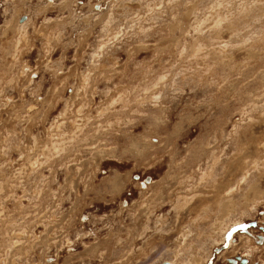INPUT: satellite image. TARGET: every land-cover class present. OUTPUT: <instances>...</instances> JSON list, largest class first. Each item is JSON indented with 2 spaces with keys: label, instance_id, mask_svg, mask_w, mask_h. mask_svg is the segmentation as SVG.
Instances as JSON below:
<instances>
[{
  "label": "rangeland",
  "instance_id": "1",
  "mask_svg": "<svg viewBox=\"0 0 264 264\" xmlns=\"http://www.w3.org/2000/svg\"><path fill=\"white\" fill-rule=\"evenodd\" d=\"M253 218L264 0H0V264H264Z\"/></svg>",
  "mask_w": 264,
  "mask_h": 264
},
{
  "label": "flooded vegetation",
  "instance_id": "2",
  "mask_svg": "<svg viewBox=\"0 0 264 264\" xmlns=\"http://www.w3.org/2000/svg\"><path fill=\"white\" fill-rule=\"evenodd\" d=\"M25 15L26 14H23L19 18V20L23 21L24 18H26ZM237 231L239 233L237 234V237L234 238V236H232V234L237 232ZM258 236H261L263 239H260ZM229 237H230V239H229ZM238 239L242 242V244L244 242L251 244V246H252V249L250 250L251 253H252V251L255 252V251L260 250L261 248L264 247V223H259V221L256 218H253V219H249L246 221H242L239 224H236L234 226H231L227 231L224 243L220 242L218 244L219 246H217L215 248V251H217L218 254L223 253L225 251V249H228L232 246H236L237 245L236 243L239 241ZM242 239L244 242L242 241ZM210 256H211V254H210ZM259 259H260L259 262H254V263L259 264L261 261V258H259ZM249 260H250V258L247 257L246 254H235L233 256L226 257V259H225V261L229 264H252L251 262L253 260H251V262H249ZM163 263H168V261H164L161 264H163ZM210 263H212V260H209V264Z\"/></svg>",
  "mask_w": 264,
  "mask_h": 264
},
{
  "label": "water",
  "instance_id": "3",
  "mask_svg": "<svg viewBox=\"0 0 264 264\" xmlns=\"http://www.w3.org/2000/svg\"><path fill=\"white\" fill-rule=\"evenodd\" d=\"M260 239H263L261 236H258ZM163 264H168V263H163Z\"/></svg>",
  "mask_w": 264,
  "mask_h": 264
},
{
  "label": "bare ground",
  "instance_id": "4",
  "mask_svg": "<svg viewBox=\"0 0 264 264\" xmlns=\"http://www.w3.org/2000/svg\"><path fill=\"white\" fill-rule=\"evenodd\" d=\"M24 20H25V18H24ZM24 20H23V21H24ZM23 21H21V22H23Z\"/></svg>",
  "mask_w": 264,
  "mask_h": 264
}]
</instances>
